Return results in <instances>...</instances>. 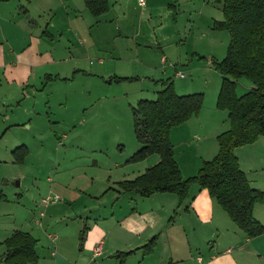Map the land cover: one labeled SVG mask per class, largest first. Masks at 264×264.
Returning a JSON list of instances; mask_svg holds the SVG:
<instances>
[{"label": "crops", "instance_id": "0c3cea01", "mask_svg": "<svg viewBox=\"0 0 264 264\" xmlns=\"http://www.w3.org/2000/svg\"><path fill=\"white\" fill-rule=\"evenodd\" d=\"M34 1L37 6L47 5L39 7V11L48 16L44 25L34 23L33 12L20 4H15L16 0H0V160L5 158L8 161L4 163L16 167L22 165L25 158L30 155L29 143L43 140V117H47L44 112L49 108L48 96L52 91L51 88L47 90V87L50 85L49 82H53L52 79H47L48 76L64 78L65 81L69 78L74 80L78 76L83 77V88L77 91L78 103L82 97L85 100L87 95L90 99H87L89 100L87 103L84 101L85 103L81 104L83 113L77 125L84 128L82 137L87 136V139L81 138L82 142H97L94 138L96 139V135L101 136L100 129L109 122L112 123L115 118L121 117L120 104L116 102L121 95L115 96L112 91L104 93V88H93V81L116 75L120 78H138L133 84L138 82L142 84L145 78H150L156 71L150 60L157 56L154 51L146 48L144 41L146 44H157L166 51V54L173 51L179 56L181 43L177 40H181L183 36L175 24L177 2L174 8L169 7L173 0H143V5H139L138 0H107L108 11L99 16H93L88 11L84 0ZM28 2L31 4L33 0ZM54 4L56 6H53ZM89 58H95L96 63H92V60L87 61ZM134 58L142 61H134ZM166 61L167 55H159V62ZM162 88L163 86L160 90ZM185 88L186 86L181 87L182 90ZM130 90L133 91V88ZM191 92L181 91L177 94L188 95ZM130 93L122 98L129 96ZM73 100L74 97L69 93H64L57 103L59 108L67 109L68 103ZM139 101L141 100L136 104ZM129 107L131 110L134 106L128 104ZM122 114L124 115L123 112ZM54 123H66V119H58ZM19 147H24L26 151L20 163L13 153ZM130 157L125 161L112 162V167L92 164V168L98 165L110 174L109 179L103 181L101 188L94 186L95 177L87 172L78 173L69 180L65 179L67 181L65 184L59 176V181L48 188L50 194H60L71 203L72 206L65 209L67 211L65 218L69 221H79L73 231L76 238L83 226H86L83 246L79 244L72 263L63 252L67 243L66 229H63L61 239L56 235H48L47 238L54 243L59 240L57 246L60 255L52 264H99L96 260L102 257L106 258V264H128L127 260L136 255H142L139 262L145 264V257L153 255L154 252L146 254L144 250L142 251L143 247L155 238L157 248L164 236L168 242V249H164L169 253L167 264H247L244 258L233 257L232 249L228 247L222 253L210 254L206 260L204 257H194L193 251L201 245L198 240L214 237L219 239L229 234L228 229L224 227L226 222L223 216L219 215L213 206L214 199L204 190L192 194L190 189L187 200L180 207H175L176 216L164 226L161 222L164 220L163 212L168 211L170 206L166 205L168 199L161 200L163 203L160 204L157 200L159 198H153L156 197L155 194L149 197L150 202L146 204L144 197L129 193L128 205L124 207L122 199L126 192L123 194L118 192L121 190L118 183L133 180L144 173L142 169L137 171L135 166L131 164L129 166L127 161ZM152 157L153 155L145 160ZM95 162L97 160H93L92 163ZM148 166L145 165L144 170L152 165ZM136 172L137 176L134 175ZM112 173H117V177L112 178ZM126 176L135 177L129 179L130 177ZM18 184L16 181L17 186ZM8 185L9 182L4 180L2 186ZM5 189L0 187V203L7 202L10 196L20 198L22 195ZM203 191L208 198L202 194ZM132 194L133 196H130ZM116 196L118 197L115 198ZM131 201L134 207H130ZM172 204L174 206V202ZM256 206L253 208V216L261 223V219L254 215ZM27 211L24 209V214ZM38 215L45 217L43 212H39ZM31 224L32 227L36 226L41 230L40 220H33ZM229 228L232 231V227ZM2 230L5 231V235L0 241V264H4L2 259L6 252L4 242L16 231L28 233L36 240L35 264L39 263L40 256L36 250L38 239L33 236L31 230L22 231L14 224H10V229L4 226ZM233 231V240L243 239L245 244L252 248L256 239L264 234L247 238L239 229L234 228ZM236 231H240L244 238ZM235 241L229 245L236 246V243L238 245L239 243ZM99 242L102 243V254L93 257V249ZM131 251L132 253L125 259L118 256ZM56 254L51 253L55 257Z\"/></svg>", "mask_w": 264, "mask_h": 264}, {"label": "rangeland", "instance_id": "374dc122", "mask_svg": "<svg viewBox=\"0 0 264 264\" xmlns=\"http://www.w3.org/2000/svg\"><path fill=\"white\" fill-rule=\"evenodd\" d=\"M16 1L15 4H20L23 8L33 12L34 23L44 25L47 22L48 16L39 11V7H47V5L37 6L34 0L31 4H29L28 0ZM53 6H56V4ZM176 13V27L183 33L182 39L177 40L181 43L179 56L173 51L166 54V51H163L157 44H146L144 41L146 48L154 51L157 55L150 60L151 65L156 67V71L150 78H145L142 84L139 82L136 84H133V82L116 83L114 80L112 81L113 83H108L111 78L119 77L116 75L93 81V88H104V93L112 91L115 96L121 95L119 96L120 99L116 100L120 104L119 114L121 117L115 118L112 123L109 122L107 126L100 129L101 136L96 135V139L94 138V141L97 142H82L81 138L87 139V136L82 137L84 128L77 125L82 118L81 113H83L81 104L87 103L89 101L87 99H90L87 95L85 100L82 97V100L78 103L77 91L83 88V77L78 76L74 80L69 78L71 79H68L70 82L68 80L65 81L64 78L54 77L53 82L51 81L52 85L49 82L50 85L47 90L51 88L52 91L48 96L50 100L49 108H47V112H44L47 117H43V140L29 143L30 155L18 167L4 163V161H8L5 158L0 160V187L23 195L20 198L10 196L7 202L0 203V241L5 235V231L2 230L4 226H8V229H10V224H14L22 231L31 230L33 236L38 239L36 249L40 256L38 264H52L53 260L60 255L57 246L59 240L57 239L54 243L47 237L48 235H56L61 239L63 229H66L68 233L66 236L67 243L66 250L64 249L63 252L68 261L72 263L81 243L79 234L76 238L75 232L73 233L75 224L79 221H69L65 218L67 213L65 209L72 206L71 203L60 194H50L51 192H49L48 188L59 181V176L63 179L62 183L65 184L67 182L65 179L69 180L74 175L83 172L95 177L94 186L101 188L103 181H107L110 174L106 169L102 170L98 165L107 167V165L111 166L112 162L125 161L127 157L133 155L140 147L133 131L132 115L128 104L135 106L138 100H154L156 92L162 87L160 80L170 79L173 90L176 93L192 91L189 94L201 93L203 95V104L198 116L192 117L182 125L173 127L170 132L169 139L173 147V157L179 167L181 177L188 179L195 176L202 163L211 160L217 154L218 144L216 138L229 128V120L227 111L217 105L222 77L214 69L211 62L213 60L220 61L225 57L229 44V35L227 31L212 29L213 23L222 19V13L220 8L209 0L177 1ZM114 24L116 25V22ZM164 54L167 55V61L166 63H161L159 62V55ZM89 60H92V63H96L95 58H89L87 61ZM134 61L140 62L142 60L134 58ZM191 69H194L193 73ZM175 71L184 74L185 78H176ZM232 80L235 81V93L237 96L245 94L252 88L251 83L245 78L240 77ZM108 86L111 87L109 88ZM185 86L186 88L182 90L181 87ZM130 88H133V91ZM129 92L131 93L127 96L128 99L127 97L122 98ZM64 93H69L71 97H74V100L68 103L67 109L64 107L59 108L57 103ZM136 93L138 95H135ZM122 112L124 115H121ZM62 118L66 119V123H54V121L62 120ZM236 156L239 161V168L246 174L250 186L264 192V137H260L254 144L237 148ZM93 160H97V162L92 163ZM158 160L159 157L153 155L147 161L143 160L128 164L129 166L130 164L135 166L138 169L137 171L142 169L143 172L145 171L143 168L145 165L153 166ZM138 163L140 165H135ZM92 164L98 165L92 168ZM111 175L112 178L117 177V173H112ZM134 175L137 176V172ZM135 176L126 177L133 179ZM4 180L9 182L8 186H2ZM16 181L19 182V186L16 185ZM198 191L200 189L197 185L191 187L192 194H196ZM118 192L125 193L121 190H118ZM129 193L133 192L123 194L124 207L128 205ZM202 194L208 198L204 191ZM54 195L60 197L57 203L45 206L41 203V199ZM130 196H133V194ZM155 196L153 198H159L160 200H157L160 204L163 203V200L168 199L166 205H170L168 211L163 212L164 220L161 224L164 226L172 217L176 216V208L180 207L178 206V198L173 194L163 195L157 193ZM143 199L146 204L150 202L148 201L149 197H144ZM173 202L174 206L173 204L171 205ZM132 203L131 201L130 207L133 206ZM212 203L219 215L223 216L224 222H226L224 227L228 229L229 234L221 236L219 239L214 237L212 239L198 240L201 245L193 251L194 257H204L206 260L210 254L222 253L228 247L232 249L231 255L233 257L237 259L244 258L247 264H264V234L256 239L257 241L253 248L245 244L243 239L236 240L239 243L238 245L236 243V246L229 245V243L235 241L233 240V229H238L219 208L216 201L212 200ZM174 208L175 210L173 211L172 209ZM24 209L28 210L25 214ZM39 212H43L45 217H40L38 215ZM190 212L192 213L191 209ZM254 215L259 217L264 225V203L257 204ZM33 220H40L41 230L37 229L36 226L32 227L31 222ZM48 220L49 223H47ZM23 224L26 226H22ZM64 225H67V227L65 228ZM229 227H232V231ZM236 232H239V236L244 238L240 231ZM69 233L73 234L69 235ZM229 237L232 239H229ZM81 245L83 246V242ZM155 248L156 244L152 248L153 255L145 257L144 263L167 264L169 253L164 250L168 249V242L165 236ZM51 253H57L56 257L51 255ZM257 254L260 255L259 258ZM141 257L142 255L128 257L127 262L128 264H140ZM103 258L97 259V263L100 264L103 261L106 264V258Z\"/></svg>", "mask_w": 264, "mask_h": 264}, {"label": "trees", "instance_id": "16d2710c", "mask_svg": "<svg viewBox=\"0 0 264 264\" xmlns=\"http://www.w3.org/2000/svg\"><path fill=\"white\" fill-rule=\"evenodd\" d=\"M209 1L217 5L222 13V19L215 21L212 29L227 31L229 35L225 57L211 62L222 77L217 105L227 111L229 120V128L216 138L218 152L211 160L202 163L195 176L188 179L181 177L173 157L170 132L173 127L198 116L203 95H178L167 79L161 81L163 88L154 100H141L131 107L133 131L140 147L127 162L137 163L151 155H157L159 161L137 178L118 185L123 192H133L141 197L157 193L176 195L178 206L187 200L191 187L197 185L216 201L247 238H255L264 233V226L253 216L254 206L264 203V192L250 186L246 174L239 168L235 150L264 137V0ZM84 2L93 16L108 11L107 0ZM176 2L173 0L169 7L174 8ZM240 77L248 80L252 88L237 96L232 79ZM113 80L116 83L133 82L138 78L114 77L108 83H113ZM13 153L20 163L26 151L24 147H19ZM85 234L86 226H83L79 232L80 244ZM154 244L153 238L143 247L144 253H151ZM4 245V264L37 262L36 240L30 234L16 231ZM131 253L118 256L125 259Z\"/></svg>", "mask_w": 264, "mask_h": 264}, {"label": "built area", "instance_id": "2783aa9c", "mask_svg": "<svg viewBox=\"0 0 264 264\" xmlns=\"http://www.w3.org/2000/svg\"><path fill=\"white\" fill-rule=\"evenodd\" d=\"M139 5H143V0H138ZM177 78H184V74L177 72L175 74ZM60 200V197L57 195L54 196H46L45 198L41 199V203L45 206L48 204H54ZM102 254V243L99 242L96 244V246L93 249V257H99Z\"/></svg>", "mask_w": 264, "mask_h": 264}, {"label": "water", "instance_id": "95a60500", "mask_svg": "<svg viewBox=\"0 0 264 264\" xmlns=\"http://www.w3.org/2000/svg\"><path fill=\"white\" fill-rule=\"evenodd\" d=\"M19 185V184H18Z\"/></svg>", "mask_w": 264, "mask_h": 264}]
</instances>
